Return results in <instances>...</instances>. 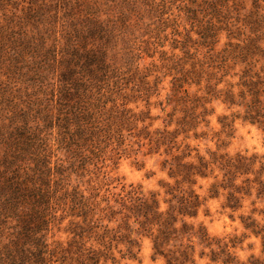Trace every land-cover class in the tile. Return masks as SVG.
<instances>
[{
	"label": "trees",
	"instance_id": "obj_1",
	"mask_svg": "<svg viewBox=\"0 0 264 264\" xmlns=\"http://www.w3.org/2000/svg\"><path fill=\"white\" fill-rule=\"evenodd\" d=\"M167 42L181 55L157 51ZM156 54L161 66L142 73L139 61ZM159 68L172 111L162 130L142 133L164 148L166 209L154 193L126 202L70 186L73 155L82 179L120 130L153 121L128 106L159 95ZM213 103L230 114L217 116V149L202 156L184 140L205 136ZM236 121L264 135V0H0V264H118L115 252L136 260L140 238L153 262L264 264V155L219 152ZM197 180L212 181L209 198L225 193L231 213L250 202L241 235L186 221L202 206ZM67 219L70 241L49 242ZM249 239L257 254L248 243L242 259Z\"/></svg>",
	"mask_w": 264,
	"mask_h": 264
},
{
	"label": "rangeland",
	"instance_id": "obj_2",
	"mask_svg": "<svg viewBox=\"0 0 264 264\" xmlns=\"http://www.w3.org/2000/svg\"><path fill=\"white\" fill-rule=\"evenodd\" d=\"M250 1H248V7ZM224 39L221 40L217 49L221 47ZM62 44L64 43L61 40ZM164 51L167 55L171 53L181 55L178 51H171L170 43L164 44L162 49L157 51ZM160 57L158 54L154 55L153 59L143 57V60L139 61V70L144 73V68H150V65H154L157 68L161 66ZM158 76L161 79V83L158 86V96L150 98V106L147 107L144 101L138 100L136 103H130L128 108L132 109L134 113L139 111L149 110V115L153 118V121H145L144 123H138L135 129L128 131V128L120 130L119 135L116 136L117 141L112 139L108 143L101 159H94L96 164V170L93 165L88 166V170L92 174L85 175L82 179H77L75 176V155H73V165L69 168L71 170L70 186L75 187L80 182L81 189H89V187H99L101 189L99 197L106 196L111 199V195L115 194L114 198H122L128 202L134 197H148L149 194H156L159 200L161 209H166V204L163 202L169 198L165 195L167 188L164 184L173 186L174 182L167 178L165 171L161 170V161L165 158L163 154L164 148L156 150L154 145H148L147 138L144 139V132L142 128L151 124L146 131L150 132V135L155 130H162L163 126L168 122L169 118L167 114L172 111V104L168 105L167 98L170 95V77L162 76L165 73L164 69H158ZM153 78H149L152 81ZM194 88H190L189 92H192ZM211 107L214 109V114L209 117L208 127L200 126L198 132H205V136L201 138L193 139L189 138L184 140L191 149H196L199 155L206 156L207 152H215L217 149V139L214 137V133L220 128L217 124L216 118L220 114L229 115L230 111L226 110L222 105L213 103ZM234 131L231 137L220 138L224 141L225 147H221L219 152H227L230 155L235 153L258 154L264 155V135L255 126H251L240 121H236L233 125ZM130 128V127H129ZM170 127L168 130H172ZM191 135V134H190ZM183 140V136H180L177 141ZM182 149V146H181ZM157 152V153H155ZM174 152V151H173ZM180 152V151H179ZM194 154V153H193ZM65 153L62 151L58 153V157L65 158ZM69 160V159H68ZM98 160V161H97ZM68 166V164H64ZM68 169V168H67ZM68 171V172H69ZM211 180H197L196 184L192 187V190L197 193L201 199H203L202 206L199 208L195 218L187 219L189 223L194 225H201L205 228L206 232L213 237H224L230 235H241L243 230L239 224L237 216L239 214L248 213L251 209L250 202H244L241 211L231 213L229 210L222 207L224 203V194L219 195L217 198H209L208 187ZM164 186V187H163ZM107 190V191H106ZM135 193H133V192ZM119 195V196H118ZM118 196V197H117ZM113 205V201H111ZM127 204V203H126ZM115 209H119L118 205H114ZM256 206L264 207V202L256 203ZM232 215V218L230 216ZM119 220V219H117ZM68 219L63 222L60 230L53 231L48 237L49 242L60 241L67 243L71 239V235L64 232ZM106 224V221L104 222ZM130 224L137 228L136 224ZM110 227H114V224H109ZM140 251L136 260L123 259L120 260L119 255L115 252L114 256L118 264H163L161 260L151 261V244L147 238H140ZM255 243L253 239L246 240L241 246L242 250H238V255L245 259L250 251L247 250L246 245L248 243ZM120 250H124L123 246H119ZM257 243H255L254 254H257ZM196 264H206L205 260L196 259Z\"/></svg>",
	"mask_w": 264,
	"mask_h": 264
}]
</instances>
